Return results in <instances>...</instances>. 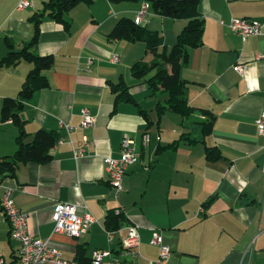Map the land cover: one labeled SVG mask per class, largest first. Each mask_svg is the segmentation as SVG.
Returning a JSON list of instances; mask_svg holds the SVG:
<instances>
[{
	"label": "crops",
	"instance_id": "1",
	"mask_svg": "<svg viewBox=\"0 0 264 264\" xmlns=\"http://www.w3.org/2000/svg\"><path fill=\"white\" fill-rule=\"evenodd\" d=\"M32 1L31 7L18 9L20 0H0V63L11 50L27 46L37 26L32 50L52 55L55 62L43 71L49 86L24 100L20 125L3 121V102L18 97L33 63L0 64V158L16 153L21 134L31 142L44 129L65 140L51 148L48 162H20L14 175L0 178V200L12 188L15 203L28 212L30 234L50 240L73 262L103 249L121 255L122 264H155L160 246L151 239L159 232L173 252L171 264H264V136L256 125L264 111V0H201L203 43L189 49L180 69L186 97L197 109L188 118L168 111L161 119L156 105L167 93L158 90L152 96L147 82L132 74L136 61L149 62L154 55L142 41L108 36L121 18L135 19L142 2H81L65 14L66 28L44 13L48 0ZM39 13L44 15L35 26L32 17ZM233 17L262 22V33L244 38L229 26ZM187 23L151 8L142 21L163 36L168 48ZM114 55L118 62L112 61ZM237 64L245 65L243 74ZM121 80L137 103L116 104L112 85ZM83 108L96 118L92 128L79 127ZM141 108L150 114V125ZM202 109L215 115L207 135L199 123L208 118ZM61 121L76 126L70 135ZM147 133L150 141L144 146ZM125 135L135 139L141 159L130 166L117 191L108 180L105 158L120 157ZM85 136L86 154L76 159L73 147ZM206 147H217L219 156L209 159ZM59 201L86 204L97 221L78 238L54 232ZM113 210L124 213L127 223L113 230L110 240L106 215ZM129 224L139 228L137 255L122 254ZM10 232L0 207V255L7 264H18L19 243ZM111 261L107 257L101 264Z\"/></svg>",
	"mask_w": 264,
	"mask_h": 264
},
{
	"label": "trees",
	"instance_id": "2",
	"mask_svg": "<svg viewBox=\"0 0 264 264\" xmlns=\"http://www.w3.org/2000/svg\"><path fill=\"white\" fill-rule=\"evenodd\" d=\"M92 3L93 0H48L45 2L44 13L63 23L69 28L70 22L66 19L65 14L81 2ZM111 2H142L148 3L155 13L174 19H186L187 25L177 37V42L168 48L164 44L163 36L156 31L148 29L142 23H136L135 19L130 17L121 18L111 33L108 35L111 39L142 41L145 43L147 52L154 55L151 61L138 60L132 65V74L137 79H144L153 96L156 91L162 90L167 93L164 101H159L156 105L158 118L161 119L163 114L168 111L180 114L184 118H188L194 114L197 108L191 106L187 99L186 89L187 82L181 77L180 69L183 63L187 62L189 57V49L196 48L203 43L204 19L200 11L201 0H109ZM44 13L35 14L32 18L37 26L41 21ZM37 32L32 41L21 51L11 50L1 61V65H10L16 63L20 59H25L33 63L26 81L24 82L18 97H7L3 102L2 119L7 121L12 119L15 123L22 122L20 118V110L23 108L24 100L32 97L38 90L49 86L48 79L43 73L49 69L55 62L52 55H38L32 50L33 45L38 39ZM12 46V45H11ZM112 89L116 94V104L122 101L136 102L130 86L124 80L112 85ZM208 116L207 120L200 121L204 135L210 134L214 126L215 115L209 110H201ZM147 123H152L150 114L145 109H140ZM188 139V136H183ZM59 135L52 131L41 129L35 135L31 142H25L23 135L18 137V150L12 156L0 158V178L12 176L15 174L16 167L20 162H39L45 163L51 160L50 150L55 144ZM172 144L171 146H173ZM207 157L215 159L219 156L217 147H206ZM1 207V203H0ZM2 208V207H1ZM106 218V229L117 230L127 223L124 213L116 210L110 211ZM74 264H94L92 257L86 256L84 253L77 257Z\"/></svg>",
	"mask_w": 264,
	"mask_h": 264
},
{
	"label": "built area",
	"instance_id": "3",
	"mask_svg": "<svg viewBox=\"0 0 264 264\" xmlns=\"http://www.w3.org/2000/svg\"><path fill=\"white\" fill-rule=\"evenodd\" d=\"M33 5L32 0H20L18 9H24ZM149 4L143 3L141 10L135 17L136 23H142L145 14L149 10ZM224 23V21H221ZM229 26L232 31L240 34L244 38L251 34L262 33V22L258 20H250L247 18L233 17ZM119 56L114 55L112 61L118 62ZM92 60L88 61L89 63ZM245 65L237 64L235 69L240 72H245ZM82 120L79 127L92 128L95 125L96 118L89 108L82 109ZM256 125L258 133L264 136V111L257 117ZM60 126L65 128L68 135L76 128V126L61 121ZM142 144L147 146L150 141V135L147 133L142 136ZM64 136H61L57 141L63 142ZM73 142V141H72ZM89 140L85 136L78 146L73 147L74 157L79 159L86 154ZM120 157H106L105 165L107 176L110 184L120 191L122 189L123 176L127 173L130 166L137 163L141 159V153L136 148V141L128 135L122 140ZM1 207L11 223V236L19 243V261L18 264H74L63 257L59 248L52 245L50 240H45L30 234L28 227V212L23 210L15 203L14 190L7 188L1 200ZM84 209V213L80 214L79 209ZM121 212L120 210L118 211ZM53 220L55 222L54 232L65 233L71 237H81L85 235L91 226L97 221V218L88 210V206L84 203L75 204L71 202L59 201L55 204L53 212ZM138 226L129 224L125 227L126 235L122 240V254H138L140 246V232ZM109 239H113L114 231L108 230ZM152 243L160 246V254L155 264H171L172 257L171 248L163 241L161 233L155 232L152 237ZM111 257L112 264H122L121 255H113L110 250L98 249L92 255L94 264H101L105 258ZM0 264H7L4 258L0 255Z\"/></svg>",
	"mask_w": 264,
	"mask_h": 264
}]
</instances>
